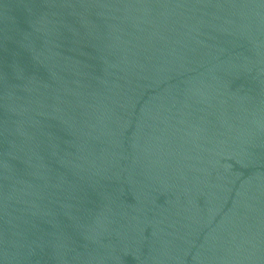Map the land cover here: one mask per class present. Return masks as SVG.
Returning <instances> with one entry per match:
<instances>
[{"label":"water","instance_id":"1","mask_svg":"<svg viewBox=\"0 0 264 264\" xmlns=\"http://www.w3.org/2000/svg\"><path fill=\"white\" fill-rule=\"evenodd\" d=\"M0 264H264V0H0Z\"/></svg>","mask_w":264,"mask_h":264}]
</instances>
